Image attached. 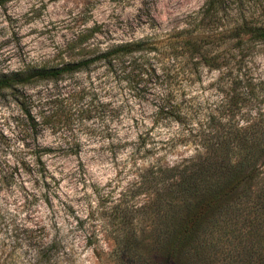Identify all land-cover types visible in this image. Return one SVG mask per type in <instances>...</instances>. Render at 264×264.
Segmentation results:
<instances>
[{"label": "rangeland", "instance_id": "374dc122", "mask_svg": "<svg viewBox=\"0 0 264 264\" xmlns=\"http://www.w3.org/2000/svg\"><path fill=\"white\" fill-rule=\"evenodd\" d=\"M207 2L8 0L0 6V72L60 62L62 50L75 35L88 28L99 27L95 42L103 46L156 36L161 39L192 30ZM225 6L220 13L226 19L225 24H232L241 15L250 18L264 14V0H227ZM234 42L221 49L227 56L239 54V49L231 46ZM242 49L238 58L244 60L245 71L253 78L258 95L236 112L234 122L239 127L264 111V43L246 42ZM172 63L166 58L162 64L169 68ZM219 77V71L203 68L201 80L190 82L181 76L175 78L172 72V90L187 115L180 122L165 120L156 126L152 95L140 92L134 94L137 97L132 95L123 100L116 94L114 102L122 106V115L110 124L113 129L110 138H105L106 124L100 110L96 118L86 120L66 101V92L75 82L84 81L85 75L67 79L58 87L44 84L29 90L35 100L32 107L36 115L43 110L40 99L54 94L65 100L53 108L47 106L46 110L55 113L51 125L43 126L38 134L41 146L54 148L43 158L48 170L46 180L32 172L21 171L17 175L13 171L22 160L34 161L30 150L36 147L33 141H28L30 148L24 146V116L10 92L0 94V172L6 176L0 182V264L32 261V252L26 250L30 238L48 244L61 243V249L51 252L53 259L49 264H116L106 255L115 246V235L108 232H120L123 228L124 217H116L121 212L131 213L135 204L153 197L151 193L148 196L138 193L139 174L155 158L172 166L195 155L192 130L206 112L219 110L216 114L219 116L222 110L224 89L217 84ZM161 86L164 88L161 83L156 87L157 93L163 92ZM148 131L151 135L148 147L159 151L148 154L141 148L133 157L139 136ZM77 146L80 154L68 153L76 152ZM152 220L149 218V223ZM103 223H107L104 229ZM149 223L144 220V224L137 221L134 224L142 231ZM92 232L98 233L99 242L93 238L96 243L90 246ZM97 248L100 256L94 253Z\"/></svg>", "mask_w": 264, "mask_h": 264}, {"label": "trees", "instance_id": "16d2710c", "mask_svg": "<svg viewBox=\"0 0 264 264\" xmlns=\"http://www.w3.org/2000/svg\"><path fill=\"white\" fill-rule=\"evenodd\" d=\"M7 1L0 0V6ZM226 1L208 0L194 29L183 33L103 46L95 42L99 27L88 28L62 50L60 62L0 72V94L10 92L24 116V146L30 148L28 141H33L36 147L30 150L34 161L22 160L13 171L17 175L32 172L42 180L48 173L43 158L54 148L41 146L38 134L43 126L51 125L55 113L46 110L47 106L53 108L65 100L54 94L40 99L43 110L36 115L29 90L44 84L58 87L67 79L85 75L84 81L75 82L66 92V101L86 120L96 118L100 110L105 138H110V124L122 115V106L114 102L116 94L125 100L135 93H149L155 98L154 126L165 120L180 122L187 114L172 90L171 73L197 82L203 68L220 72L217 84L224 89L222 110L219 116V110L206 112L192 130L195 155L172 166L155 158L139 174L138 193L153 197L135 204L131 213L116 217H124L123 228L108 232L115 235V246L106 254L116 264H264V111L249 118L244 127L234 122L236 112L258 95L244 60L238 57L246 42L264 43V14L241 15L225 24L220 13ZM232 41L239 54L227 56L221 49ZM166 58L173 62L169 68L162 64ZM160 83L163 92L157 93ZM150 139L149 131L141 134L132 156L141 148L148 154L159 151L148 147ZM76 148L68 153L80 154ZM5 178L0 172V182ZM144 220L149 224L139 231L134 223L144 224ZM106 225L102 224L103 229ZM90 237V246L99 242L98 233ZM54 249H61V243L30 238L26 250L33 259L26 264L51 263ZM94 253L100 256L98 248Z\"/></svg>", "mask_w": 264, "mask_h": 264}]
</instances>
